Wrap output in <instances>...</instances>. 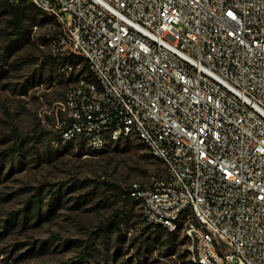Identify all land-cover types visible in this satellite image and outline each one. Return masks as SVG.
<instances>
[{
	"label": "built area",
	"instance_id": "1",
	"mask_svg": "<svg viewBox=\"0 0 264 264\" xmlns=\"http://www.w3.org/2000/svg\"><path fill=\"white\" fill-rule=\"evenodd\" d=\"M27 1L58 26L51 56L88 64L63 141L138 138L167 170L126 189L145 223L182 230L188 264H264V0Z\"/></svg>",
	"mask_w": 264,
	"mask_h": 264
},
{
	"label": "rangeland",
	"instance_id": "2",
	"mask_svg": "<svg viewBox=\"0 0 264 264\" xmlns=\"http://www.w3.org/2000/svg\"><path fill=\"white\" fill-rule=\"evenodd\" d=\"M22 12L19 35L0 0V264H188L184 232L148 226L123 199L131 183L167 176L138 138L101 152L63 141L62 102L86 62L69 74L47 62L58 26L31 3Z\"/></svg>",
	"mask_w": 264,
	"mask_h": 264
},
{
	"label": "trees",
	"instance_id": "3",
	"mask_svg": "<svg viewBox=\"0 0 264 264\" xmlns=\"http://www.w3.org/2000/svg\"><path fill=\"white\" fill-rule=\"evenodd\" d=\"M6 1V4L8 5V6H10V7H12V9H13V15H14V21H13V23H14V26H15V28L17 29V34H19V35H22V28H23V23H24V15H23V12H22V8L24 7V6H26V4L27 3H29L27 0H17L15 3H10V2H8L7 0H5ZM39 11H41L40 9H39ZM42 12V11H41ZM46 15V14H45ZM46 19L47 20H52L53 21V18L51 17V16H48V15H46ZM50 23H52V22H50ZM77 57H79V58H83L82 56H78V55H74V54H72V55H70V56H68V55H64V56H61V59L60 60H58L57 58H54V57H52V56H49L48 58H47V62H49L50 60H52V62H54V63H57V65H60L61 63H65V62H74V63H79L77 60H76V58ZM86 62V61H85ZM86 67H87V74H88V76L90 77V74H89V72H88V64H87V62H86ZM103 151V150H102ZM99 152H101V151H99ZM148 156L149 157H153L150 153H148ZM154 158V157H153ZM156 159V158H155ZM158 160V159H157ZM122 194H123V199H124V201H126V202H130V201H132V200H136L135 198H133L132 196H131V194H130V192L128 191V190H126V189H123V192H122ZM136 201H138V200H136ZM139 202V201H138ZM113 229L114 230H119L120 229V223L119 222H115L114 224H113ZM169 234H170V236L174 239L175 237H176V233L175 232H169Z\"/></svg>",
	"mask_w": 264,
	"mask_h": 264
}]
</instances>
